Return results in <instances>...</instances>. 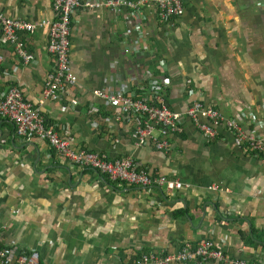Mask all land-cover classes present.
<instances>
[{
    "label": "crops",
    "instance_id": "obj_1",
    "mask_svg": "<svg viewBox=\"0 0 264 264\" xmlns=\"http://www.w3.org/2000/svg\"><path fill=\"white\" fill-rule=\"evenodd\" d=\"M103 1L81 0L72 13L79 104L47 99L41 111L74 149L131 156L137 169L183 186L119 185L69 162L41 137L17 135L0 117V245L38 251L40 264H132L151 251L209 239L229 259L264 264V157L237 146L224 125L207 139L185 115L183 133L167 137L169 149L136 145L125 120H106L114 112L95 93L122 83L139 95L161 76L168 80L163 101L173 110L184 113L201 99L264 135L263 0H184V12L167 19L154 3L139 18L129 7L85 5ZM0 11L35 23L57 17L53 0H0ZM138 33L142 47L134 42ZM23 39L35 56L29 63L0 42L9 71L0 72V90L17 84L40 105L55 65L49 30L39 26ZM127 44L140 52L125 53Z\"/></svg>",
    "mask_w": 264,
    "mask_h": 264
},
{
    "label": "built area",
    "instance_id": "obj_2",
    "mask_svg": "<svg viewBox=\"0 0 264 264\" xmlns=\"http://www.w3.org/2000/svg\"><path fill=\"white\" fill-rule=\"evenodd\" d=\"M147 3H154L162 18L176 17L184 12V0H105L99 3H86V6H108L120 11L124 7L132 9L135 18L141 16V8ZM264 4V0L261 1ZM82 5L81 0H53V9L57 17L52 20H41L38 23L22 18L11 17L0 11V42L9 45L13 52L24 62L34 59V53L27 47L24 36L32 33L39 26L49 30L48 50L54 55L55 65L47 73L40 105L27 100L23 90L17 84H9L0 90V117L11 121L15 133L21 137H41L58 149L67 160L85 169H94L107 176L112 181L122 184L149 186L166 185L168 189L181 188L182 182L171 180L165 176L153 177L147 170L137 169L131 156L109 158L106 153L92 150H76L71 140L60 134L57 128L49 125L41 111V105L47 99L64 101L67 105L77 106L79 98L74 93L78 84V76L71 63V31L72 13ZM134 42L142 47L144 41L140 33ZM127 54L139 53V48L126 45ZM3 57L0 54V72L8 75L9 71L2 67ZM163 69L162 65L160 66ZM168 85L167 78H151L150 85L139 93L132 94L125 90L121 83L110 91L96 90L98 98L102 99L114 112L111 118L125 120L130 126L131 137L136 145L153 143L158 149H169L168 135L181 134L184 131L183 116L189 117L197 128L209 139H216L218 128L222 125L232 131L234 143L248 152L264 157V135L246 131L240 123L224 115L220 109L201 99L195 100L186 111H175L162 98V92ZM93 112V111H92ZM98 127L96 120L92 121ZM262 264L247 262L243 259H229L224 251L216 247L209 239L201 240L194 248L184 246L178 251L158 253L151 251L143 254L132 264ZM0 264H40L38 251H28L19 245H0Z\"/></svg>",
    "mask_w": 264,
    "mask_h": 264
}]
</instances>
